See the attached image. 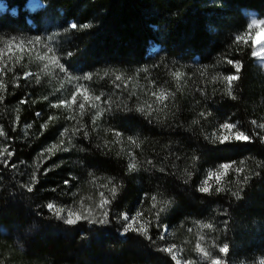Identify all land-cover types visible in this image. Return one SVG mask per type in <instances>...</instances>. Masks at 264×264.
<instances>
[{
	"label": "trees",
	"instance_id": "obj_1",
	"mask_svg": "<svg viewBox=\"0 0 264 264\" xmlns=\"http://www.w3.org/2000/svg\"><path fill=\"white\" fill-rule=\"evenodd\" d=\"M5 1L8 6H15L17 12L12 14L7 10L0 13V38H15L16 41L36 35L44 38L41 44L35 46L33 55L24 53L28 71L39 73L37 64L40 67L43 65L35 57L44 55L48 51L44 45L48 44L55 48L56 55H61V51L73 53V56H65L61 61L72 65L69 69L72 75L116 70L126 77H134L128 86L137 92L140 99H148L149 89L156 90L157 87L174 91L175 85L168 83L170 70L179 69L188 78L176 94L177 114L170 121L184 127H153L139 117L109 114L99 122L100 128L92 132L94 138L90 144L79 139L74 141L77 145L83 143L88 147V153L75 150L57 153L41 164L38 172L40 182L34 192H28L22 185L34 165L40 162L38 154L57 141L62 127L72 125L71 121L59 118L70 113L61 109L49 111L47 102L42 98L48 95L53 102L57 98L70 99L76 86L68 84L62 75H53L41 76L40 86L9 88L11 94L0 103V126L11 140L0 138V148L7 144L14 150L12 160L17 168H0V228L7 230H0V264H170L165 254L143 238L135 234L120 237L118 223L70 226L50 218L48 209L43 207L48 201L65 206H72L76 200L92 204L101 191L107 194L100 187L106 178H115L122 185L114 211H128L130 214L135 208L147 209L150 201L144 198L145 193L148 196L162 193L163 198L174 201L168 214L161 218V223L169 226L171 243L183 249L181 255L184 259L193 258L190 254H195L192 249L198 233L204 234L193 221H214L217 226L222 217L220 213L225 209L229 222L227 236L224 237L229 244L232 261H235L233 264L253 256L255 251L264 250V172L245 186L240 200L226 194L209 197L195 191L206 169L230 161H236L239 166V161L245 158H249L248 167L252 169L253 160H264V145L259 142L213 150L199 138L201 125L205 130L212 131L217 123L229 117V122L238 121L240 130L246 134H252L248 132L250 128L256 131L250 121L264 123V70L251 54L254 45L235 52L230 47L234 36L248 32V18L242 9H254L262 18L264 0H43L45 7L35 13L22 6L26 5V0ZM27 18L31 19L33 27L26 22ZM71 23H77V27L92 23L94 27L78 32L70 28ZM63 28H69V32H64ZM54 33L58 34L57 40L48 42L46 37ZM151 44L160 48L148 55ZM225 52L232 53V58L243 64L237 101L222 98L219 92L213 93L219 85L209 82L212 75L226 71L224 66L216 63ZM9 54L7 50L3 52L5 61ZM11 55L10 66L21 53L14 48ZM203 66L208 68V78L201 77L197 71ZM138 68H147L149 72L137 74L135 70ZM9 79L10 76H5V83ZM153 79L156 80L155 86L150 83ZM61 84L64 85L63 90H60ZM85 87L93 94L103 92L115 96L117 93L111 83L104 80H98L94 85L87 82ZM202 88L205 93L199 91ZM25 90L30 94L28 103L17 108ZM205 95L209 98L205 99ZM33 100L36 103H32ZM205 109L212 114L207 122L191 125L197 114ZM35 112H41L42 116L37 118ZM16 115L20 116L18 122H14ZM49 115L58 117L55 126L42 130L40 125L47 121ZM83 122L87 123L88 118L85 117ZM29 123L33 127L27 129L28 135L25 136V126ZM188 126H191V132L186 130ZM109 128L120 131L124 138L139 133L143 141L141 147L132 148L124 140L112 143L115 137L103 130ZM259 131L264 133V129ZM101 138L111 143L108 156L94 148ZM121 150L133 151L141 162L152 160L155 169L128 174L125 158L116 155ZM193 155L199 157L194 167ZM61 161L64 162L62 167L41 174L44 168ZM162 166L167 169L165 174L158 171ZM185 168L193 172L188 184L181 182ZM255 170L260 171L259 168ZM89 172L93 176H89ZM70 176L75 179L66 187L62 182ZM226 179L235 181L239 177L230 174ZM57 186V193H52L50 189ZM232 187L235 190L234 184ZM69 188L77 194L76 197L59 195L60 189L68 192ZM16 227L27 232L24 239L16 240L12 232ZM189 228L193 231L188 232ZM153 235H156V230H153ZM218 236H223V233L217 231L205 238ZM163 244V241H157L158 246Z\"/></svg>",
	"mask_w": 264,
	"mask_h": 264
},
{
	"label": "snow or ice",
	"instance_id": "obj_2",
	"mask_svg": "<svg viewBox=\"0 0 264 264\" xmlns=\"http://www.w3.org/2000/svg\"><path fill=\"white\" fill-rule=\"evenodd\" d=\"M26 7L29 12L35 13L38 10L45 7L43 0H28L27 4L22 5ZM264 24V20L252 18L247 28L251 29L253 26H259ZM94 25L92 23H83L77 27V23H71L70 28L76 29V31H82L84 29H92ZM63 31L68 33L69 28H63ZM58 34H50L46 37L48 42L56 41ZM40 35H36L32 38H21L16 41L15 38L7 41H3L4 48L0 49V103H2L6 95L11 94L8 92L9 88L19 89L31 87L33 84L40 86L42 84L41 76L52 77L62 75L64 80L68 84H75V91L72 92L71 98L56 99L53 102L50 96H43V100L47 102L48 110L61 109L70 115L59 117L71 121V127H62L57 134V141L49 144L46 148L38 154L39 163L34 165L29 174H27V181L22 185L28 192H34L36 186L39 184V175L41 164L55 156L57 153H68L70 150L78 152L88 153L89 148L85 147L83 143L77 145L74 141L79 139L80 141H87L89 144L94 138L92 132L100 128V121L104 117L112 113H123L126 117H139L153 127L169 128L184 127V125H177L170 121L176 118V106L175 98L177 92L182 90L183 83L187 80V74L179 69L170 70L168 75L170 80L169 85L174 84L175 90L170 91L168 88L157 87L156 90L149 89L147 96L148 99H140L137 96V92L130 88L129 82L134 79L132 76H125L124 73H118L116 70H105L102 73L96 72H82L81 75L75 76L70 74L69 69L72 67L67 61L61 62L65 56H73L70 51H61V55H56L55 48L49 47L48 44L44 46L48 51L44 55H37L35 60L42 62V67L37 64L40 68L39 73L26 70L28 64L24 63L25 55L27 52L31 54L32 50L36 45L42 43ZM253 45L258 46L257 51H252L251 54L255 56H261L264 54V29L256 33V38L253 39L249 32L244 34L236 35L232 38L230 47L235 51L243 50V47L251 48ZM16 49L21 53L20 56L15 58V62L9 65V61L13 60L11 55L12 50ZM7 50L10 54L8 55L7 61L3 59V52ZM52 55H48V53ZM46 61V62H45ZM217 64L225 67L226 71L222 73H216L212 75L209 82H215L219 85V88H214L213 93L219 92L222 98L227 100L237 101L239 81L241 80V71L243 64L240 60L232 58V53H222L220 58L216 61ZM66 64L68 65L66 67ZM17 66H19L17 68ZM55 70V71H54ZM201 77L208 78V68L203 66L197 70ZM137 74H147L149 69L138 68L135 70ZM10 76L9 82L5 83L4 77ZM104 80L105 83H111L112 88L117 90L116 95L111 93L105 94L100 92L99 94H93L89 91L88 87H85V83L92 82L94 85L96 81ZM23 81V84L21 83ZM50 82V81H49ZM152 85H156V80L150 81ZM141 89L143 86H140ZM64 85L61 84L63 90ZM55 91V90H54ZM201 93H205V89L199 90ZM143 95V93H141ZM30 98V94L25 90L24 96L19 100L17 108L20 105H26ZM205 99L209 97L204 96ZM149 99L151 102H149ZM32 103H36L35 100ZM212 114L207 109L200 111L197 114V118L191 121V125H201V121L207 122L208 117ZM34 116L37 118L42 116L41 112H35ZM88 118V122L84 123V118ZM58 117L49 115L47 121L40 125L42 130H47L50 125L55 126V122ZM20 116L16 115L14 122H18ZM231 117L226 119L224 122L217 123L212 131H207L201 125L199 130V138L204 141V144L209 146L213 150L220 149H231L238 147L241 143H256L264 145V133L259 130L264 129V123H257L255 120L250 121L251 125H254L256 131L249 129L248 132L252 134H246L245 131L240 130L239 122H229ZM33 125L31 123L25 126L23 135L27 136V129H31ZM106 132L111 133L115 140L112 143H120L122 140L132 148L139 149L143 141L140 140L139 133L136 135H128L126 138L120 131L115 129H103ZM191 132V126L186 129ZM42 134V133H41ZM0 138L4 141H10L11 138L8 133L4 131V128L0 126ZM94 148L97 152H100L104 156L110 155L111 143L101 138V142L96 143ZM15 155L14 150L10 149L9 146L0 148V168L6 166L11 169H16L17 164L13 162L12 158ZM116 155L125 158V171L128 174L136 173L140 170L150 171L155 169V164L152 160L145 159L143 162L138 160L137 156L133 151L121 150ZM166 159V157H165ZM193 161V167L199 157L193 155L191 157ZM248 159L239 161V166L236 161L224 162L216 165L214 168L206 169L204 176L199 180L195 187V191L204 194L205 196H219L226 194L230 198L240 200L243 198V192L245 186L255 178L260 176L261 172H264V160H253L254 167L249 169ZM63 161L53 165L52 167L44 168L41 174L55 171L62 167ZM259 168L260 171L255 169ZM158 171L161 174H165L167 169L160 167ZM89 176H93V173L89 172ZM233 174L239 179L235 181H228L226 178ZM193 178V172L189 171L188 168L184 169L181 182L188 184ZM75 177H69L63 180L64 186H69ZM235 185L233 190L232 185ZM101 188L105 189L99 193V197L92 204H85L83 200H76L72 206L61 205L54 201H48L43 205L47 208L50 213V218L59 220L64 224L74 226L79 224L88 225H109L113 222L118 223V231L121 235L128 236L129 234H135L137 237H141L146 240L150 246H156L157 251L166 255L169 258L170 264H194L193 261L184 259L181 255L183 249L179 248L175 243H169L167 237L169 236V226L161 223V218L165 217L169 210L172 208L174 203L173 200L163 198L162 193L157 195L148 196L144 194V198L150 201L149 207L145 210L137 209L134 214H129L128 211H114V205L118 198V195L122 189V185L119 184L115 178H106V182L100 185ZM57 187L50 189L52 193H57ZM59 195H71L76 197L75 192H71L69 188L68 192L60 189ZM158 195L160 199H158ZM91 200V197L89 198ZM143 203V200L141 201ZM227 217V210H223L220 213ZM193 224L201 230L204 234L198 233V240L195 243L192 251L199 256L201 261L208 262L210 264H228L230 247L228 243H219L218 237H212L206 240V235L211 236L212 233L226 230L228 226V220L221 221L223 229H217L216 223L193 221ZM153 230H156V235H153ZM206 230V231H205ZM188 232H192L193 229L189 228ZM164 241L162 246L157 245V241ZM207 245L208 248L204 247ZM214 253V255H213ZM222 254V255H221ZM240 264H245L241 261ZM254 264H264V256H261Z\"/></svg>",
	"mask_w": 264,
	"mask_h": 264
},
{
	"label": "rangeland",
	"instance_id": "obj_3",
	"mask_svg": "<svg viewBox=\"0 0 264 264\" xmlns=\"http://www.w3.org/2000/svg\"><path fill=\"white\" fill-rule=\"evenodd\" d=\"M28 2V1H27ZM27 4V3H26ZM9 11L10 13H12V14H15L16 12H17V9H16V7L15 6H8V4H7V2L5 1V0H0V12L2 13V12H6V11ZM242 12L248 17V24L250 23V21H251V19L252 18H257V19H260V20H264V18H260L259 16H257V14H256V11L254 10V9H249V8H243L242 9ZM26 22L28 23V24H30L31 25V27H33V24L31 23V19H29V18H27L26 19ZM261 29H264V24H261V25H259V26H253V28H251V29H249V28H247V30H248V32H250V34L252 35V37H253V39H255L256 38V33L257 32H260L261 31ZM7 40H9V39H6V38H3V37H1L0 38V41H1V43H0V49H2V48H4V44H3V41H7ZM6 50V49H5ZM4 50V51H5ZM35 50V47H34V49L32 50V55H33V53L35 52L34 51ZM158 50V47L156 46V45H154V44H151V46H149V48H148V50H147V54L148 55H152L153 53H155L156 51ZM258 50V46H256V45H254V51H257ZM254 57H255V60H256V63L264 70V54H262L261 56H255L254 55ZM137 209L135 208V209H133L132 210V213H130V215L131 214H134L135 213V211H136ZM225 219H227L228 220V222H229V218L228 217H225L224 215H222V217H221V219H220V221H219V224L216 226L218 229H223V225L221 224V221H223V220H225ZM221 227V228H220ZM227 228H228V226H227ZM0 230L1 231H3V232H5V231H7V230H5L4 228H0ZM13 234H15V237H16V240H21V239H24L26 236V234H27V232H22L21 230H20V228L19 227H16L15 229H13ZM220 233H223V236H218V238H219V243L222 245L223 243H227L226 241V239H225V237L224 236H227V229L226 230H221V231H219ZM169 236L167 237V240H168V242L169 243H171V241H172V239H171V236H172V232H171V230L169 229ZM119 236L120 237H124V235H121L120 234V232H119ZM223 237V238H222ZM197 238H198V236H197ZM206 239V238H205ZM198 240V239H197ZM197 240H196V242H197ZM207 240V239H206ZM162 243V242H161ZM163 243H164V241H163ZM159 245H161V244H159ZM195 246V245H194ZM204 247L206 248V250H207V248H208V246L207 245H204ZM213 255H214V253H213ZM222 255V254H221ZM190 256H193V258L191 259V261H193L194 262V264H210V261H208V262H205V261H201L200 259H199V256L195 253L194 255H193V252H191V254H190ZM261 256H264V250H261V251H259V252H257V251H255L254 253H253V256H251V257H244V258H242V259H240V260H238L237 262H236V264H240V262L241 261H244L245 262V264H254V262L255 261H257ZM233 259H232V255H231V253L229 252V261H228V264H233L235 261H232Z\"/></svg>",
	"mask_w": 264,
	"mask_h": 264
}]
</instances>
